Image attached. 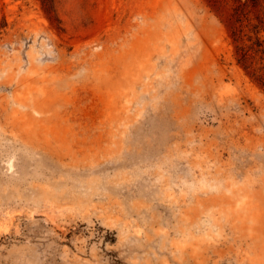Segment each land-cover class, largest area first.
I'll use <instances>...</instances> for the list:
<instances>
[{
  "label": "rangeland",
  "instance_id": "obj_1",
  "mask_svg": "<svg viewBox=\"0 0 264 264\" xmlns=\"http://www.w3.org/2000/svg\"><path fill=\"white\" fill-rule=\"evenodd\" d=\"M0 264H264V0H0Z\"/></svg>",
  "mask_w": 264,
  "mask_h": 264
}]
</instances>
